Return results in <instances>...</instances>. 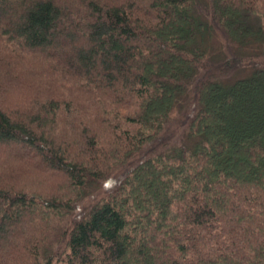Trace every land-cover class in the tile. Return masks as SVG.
<instances>
[{"label":"trees","instance_id":"1","mask_svg":"<svg viewBox=\"0 0 264 264\" xmlns=\"http://www.w3.org/2000/svg\"><path fill=\"white\" fill-rule=\"evenodd\" d=\"M0 264H264V0H0Z\"/></svg>","mask_w":264,"mask_h":264},{"label":"rangeland","instance_id":"2","mask_svg":"<svg viewBox=\"0 0 264 264\" xmlns=\"http://www.w3.org/2000/svg\"><path fill=\"white\" fill-rule=\"evenodd\" d=\"M178 115H179V114H178ZM178 115H177V116H178ZM128 258H131V256L129 255V257H128Z\"/></svg>","mask_w":264,"mask_h":264}]
</instances>
